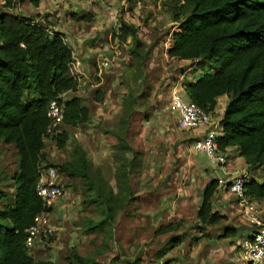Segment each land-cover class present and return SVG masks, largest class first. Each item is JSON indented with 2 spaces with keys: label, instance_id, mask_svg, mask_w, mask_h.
<instances>
[{
  "label": "trees",
  "instance_id": "1",
  "mask_svg": "<svg viewBox=\"0 0 264 264\" xmlns=\"http://www.w3.org/2000/svg\"><path fill=\"white\" fill-rule=\"evenodd\" d=\"M4 1L0 9V143L15 145L18 171L11 177L13 197L2 203L8 197L0 190V264H58L36 259L26 246L25 230L44 210L36 189L40 169L44 164L53 165L69 179H87L95 191L93 201L106 208L104 219L97 224L88 222L94 224L89 230L99 233L114 228L135 198L132 178L144 170L141 154L127 137L139 98L148 93L128 91L123 95L121 130L111 132L117 138L111 143L117 158L115 184L92 169L80 144L75 145L70 160L49 162L45 138L56 140L60 149L70 140L67 130L52 136L47 133L48 107L51 100L78 88V78L70 73L74 54L62 32L52 31L34 16L11 11L20 0ZM31 2L38 6L40 0ZM171 16L175 25L167 54L203 67L198 79L184 84L188 99L214 113L219 98L228 95L218 143L222 149L235 148L245 158L249 173L264 170V0H180ZM113 40L130 46L129 73L141 76L138 82L144 85L152 45L143 40L139 26L121 17ZM94 99L104 100L101 88ZM90 121V108L80 96L65 101L64 125L77 127ZM245 186L252 199H264V179L261 182L249 176ZM217 187L218 181L213 179L205 188L197 212L202 225L218 224L225 217L213 207ZM180 226L181 222L162 225L157 233L177 231ZM235 232L228 229L223 236ZM183 238V234L173 235L168 246H178ZM68 258L75 264H103L96 256L77 251Z\"/></svg>",
  "mask_w": 264,
  "mask_h": 264
},
{
  "label": "crops",
  "instance_id": "2",
  "mask_svg": "<svg viewBox=\"0 0 264 264\" xmlns=\"http://www.w3.org/2000/svg\"><path fill=\"white\" fill-rule=\"evenodd\" d=\"M135 1L40 0L39 5L35 6L31 0H20L12 10L18 14L34 16L39 23L47 25L52 31H60L64 34L74 54L70 73L74 76L80 73L78 77L76 76L79 78L77 88L79 89L82 83L85 85L89 83L87 80H89L92 63L99 62L103 57L106 60L109 59V66L120 63L116 65L114 72H118L119 65L130 63L129 48L124 47H127V44L113 40L117 21H114L111 15L120 6L128 8L129 3L133 4ZM128 21L135 23L133 19ZM178 60L185 63V66H187L186 62H190ZM107 67L99 66L102 82L98 85H103V90L115 84L114 80L117 79L114 76L107 77L104 73ZM182 68H179L177 78L180 76L184 78L182 95L188 99L183 88L184 84L198 79L201 73L193 74V71L199 68L193 64H189L186 70L181 71ZM202 69L203 67L200 68L201 72ZM77 89L66 92L68 98H71ZM147 98L150 101L145 102L144 98H139L127 137L136 151L143 152L144 170L141 178L138 177L141 184L135 187L134 182L137 178L135 179L136 176L132 178L131 184L135 198L127 204L125 213L120 216L113 236L117 235L122 247L132 246L136 249L135 264H240L242 241L251 234L252 227L246 215L243 214L241 205L228 190V185L242 172H247L248 177H254L262 182L264 170L249 173L245 158L231 147L227 149L230 160L226 166L211 165L203 152H196L190 148L191 143L205 133V129H181L178 113L169 107V94L165 104L161 103L154 94L151 96L147 94ZM228 100V95L221 96L218 108L224 109ZM115 108L113 115L120 116L122 104L116 103ZM82 136V134L76 135L83 139ZM49 142L54 144L52 140L45 138L47 160L60 164L71 159V153L69 155L64 151L61 152L60 149L49 150ZM6 145L15 147L14 144ZM98 145L99 148L96 147L97 145H89V147L94 154L93 161L103 166V161H112L111 154L114 150L104 141ZM15 154L17 158L16 147ZM16 161V171L13 175L18 171V159ZM115 172V164L112 163L111 170L103 169L101 175L115 184ZM213 179L218 181V187L212 198L213 207L225 217L218 224L202 225L197 218L198 209L203 201L202 190ZM66 198L67 194L51 208L55 223L58 221L57 223L61 224L59 221L62 219H70V214L67 213H70L71 208L69 211L66 209ZM95 208V219H104L105 206L100 204ZM177 222H181L177 231L157 233L160 226ZM228 229L236 232L232 236H223ZM87 232L89 234L83 237V241H86L85 238L88 240L96 236V231L87 230ZM72 234L75 239L74 231ZM177 234L184 235L182 242L174 248L169 247L170 238Z\"/></svg>",
  "mask_w": 264,
  "mask_h": 264
},
{
  "label": "rangeland",
  "instance_id": "3",
  "mask_svg": "<svg viewBox=\"0 0 264 264\" xmlns=\"http://www.w3.org/2000/svg\"><path fill=\"white\" fill-rule=\"evenodd\" d=\"M2 2L3 0H0V9ZM179 3L180 0H136L133 4L130 2L128 8L120 6V8L116 9L117 23L121 17H124L126 20L133 19L135 22L134 24L140 28V34L143 40L152 45L150 47V57L144 69L146 82L144 85H141V83L138 82L142 79L141 76L136 78L131 76L129 73L130 63L127 65H119L118 72H114V68L120 63L111 64L109 66V59L106 60L104 57L99 62L92 63L89 72V80H87L89 83L86 85L82 83L79 89H77V92L72 94V96L79 95L83 99V103L90 108V111L92 110L91 121L86 125L68 128L62 124L58 132L55 133L67 130L70 135V140L66 148L62 150L58 147L56 140L48 137V139L52 140L54 143L52 144V142H49V150L53 149L54 151H58V149H60L61 152L64 151L70 155L75 145L80 144L86 150L87 158L94 166L92 169L95 172L101 171L99 174H102L103 169L111 170L112 163L117 160L115 151H112L111 154L112 161H103V166H100V163L93 161L94 154L89 145H97L96 147L99 148L98 144L101 145L102 141H104V143H108L110 147L111 143L117 141L115 135L111 133L113 130H121V127L118 126L119 116L117 114L113 115L116 111L115 104H122L124 99L123 95L128 91H133L138 94L142 92L145 94L148 93L150 96L154 94L161 103L165 104L171 85L179 74V68L183 67L181 71L186 70L190 64V62H186L187 66H185V63L182 62V64L178 59H172L167 54V47L171 44V32L175 25L172 20L171 10ZM11 11L13 10L11 9ZM124 47L125 49L130 48L129 45ZM99 66L102 68L108 66L107 71L104 69V73H106L107 77L113 78L114 76L117 78L114 80L115 84L105 87V90L102 88L103 85H98L99 82H102V77L99 76L101 70ZM193 72V74L199 75L201 70L200 68H196ZM75 75L78 77L80 73L78 72ZM190 75L191 74H189V76ZM98 88L103 90L104 100L102 102H97L94 99ZM65 98L68 99V96L65 95ZM142 98L145 99V102L150 101L147 95ZM143 104L144 103H142V105ZM81 134L83 135L82 137H84L83 139L76 137V135L79 136ZM138 152L143 158L142 150ZM16 160L15 147L8 146L1 142L0 190L4 191L8 197V199L5 198L2 203L11 199L14 194L11 177L16 171ZM51 161L52 160L49 162ZM142 174L135 177V179L137 178V181L134 182L136 185L135 187L140 186L141 181L138 177L141 178ZM59 180L63 185L64 195L67 194L65 207L68 211L69 208H71L70 213H67L70 214V219H62L59 221L61 224L57 223L58 221H56V223L53 222V234L38 241L36 243L37 246L35 245L30 249L31 254L38 260H54L58 262V264H75L71 263L68 257H70L72 252L77 251L83 256H96L98 261L103 264H133L136 249L132 246H128V248L122 247L117 235L113 236L116 225L114 228L108 227L103 232H96V236L88 238V240L85 238L84 240L86 241L82 240L85 235L89 234L87 232L89 227L94 225H88V222L97 224V221H100V219H95V207L99 204L93 201V199H95L94 190L89 188L88 181H84L83 177L77 176L69 179L62 174ZM112 182H114V180ZM257 204L264 218V199L257 201ZM72 231L75 233V239L74 236H72ZM89 231L94 232L93 230Z\"/></svg>",
  "mask_w": 264,
  "mask_h": 264
},
{
  "label": "built area",
  "instance_id": "4",
  "mask_svg": "<svg viewBox=\"0 0 264 264\" xmlns=\"http://www.w3.org/2000/svg\"><path fill=\"white\" fill-rule=\"evenodd\" d=\"M106 1V0H102ZM5 1L1 3L4 4ZM117 11L111 18L117 21ZM184 78L178 77L170 88L169 107L179 115V126L181 129L192 130L204 128L205 133L195 139L190 148L196 152H203L209 163L213 166H226L230 156L227 149H222L218 143L221 131V116L223 108H216L214 113L206 111L203 107L192 102L182 95ZM66 93L51 100L48 107L50 124L47 133L52 136L58 132L63 124L65 115ZM62 173L56 166L44 164L40 169V177L36 189L43 201L44 210L38 213L32 225L26 230V246L31 249L38 241L47 238L54 232L51 208L64 195V188L59 180ZM247 172H242L234 177L228 190L235 196L237 203L241 205L242 212L248 218L252 232L242 241V258L240 264H264V218L258 207L257 201L252 199L246 192Z\"/></svg>",
  "mask_w": 264,
  "mask_h": 264
},
{
  "label": "water",
  "instance_id": "5",
  "mask_svg": "<svg viewBox=\"0 0 264 264\" xmlns=\"http://www.w3.org/2000/svg\"><path fill=\"white\" fill-rule=\"evenodd\" d=\"M202 193H203V194L205 193V189L202 190Z\"/></svg>",
  "mask_w": 264,
  "mask_h": 264
}]
</instances>
